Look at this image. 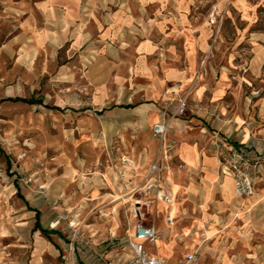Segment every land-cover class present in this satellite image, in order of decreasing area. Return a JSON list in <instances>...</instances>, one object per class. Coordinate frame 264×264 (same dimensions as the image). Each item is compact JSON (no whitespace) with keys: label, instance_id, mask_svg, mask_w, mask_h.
<instances>
[{"label":"rangeland","instance_id":"1","mask_svg":"<svg viewBox=\"0 0 264 264\" xmlns=\"http://www.w3.org/2000/svg\"><path fill=\"white\" fill-rule=\"evenodd\" d=\"M262 129L264 0H0V264L121 263L142 226L171 260L264 264ZM239 131L247 199L217 155Z\"/></svg>","mask_w":264,"mask_h":264},{"label":"built area","instance_id":"2","mask_svg":"<svg viewBox=\"0 0 264 264\" xmlns=\"http://www.w3.org/2000/svg\"><path fill=\"white\" fill-rule=\"evenodd\" d=\"M183 105L182 102L178 109L180 112L184 110ZM168 126L166 120L158 121L153 127V134L158 138H164ZM220 144L217 155L222 170L232 181L234 196L237 199L252 197L255 194L259 177L261 155L248 145L235 144L228 139H220ZM165 199L169 198L165 196ZM167 221L171 222L172 219L167 218ZM159 237L160 231L155 227H138L129 244V257L121 263L110 262L108 264H204L194 251H187L177 260L150 252L148 247L156 243Z\"/></svg>","mask_w":264,"mask_h":264},{"label":"trees","instance_id":"3","mask_svg":"<svg viewBox=\"0 0 264 264\" xmlns=\"http://www.w3.org/2000/svg\"><path fill=\"white\" fill-rule=\"evenodd\" d=\"M5 100H10V101H14V102H24V103H27L29 105H43L47 108H52V109H59V107H56V106H50L48 105L47 103H44V100L42 98H35V97H22V96H15V97H8V98H3L1 99V101H5ZM127 106H130V105H126ZM208 129H211L209 126H208ZM235 143V142H234ZM236 144V143H235ZM0 151L2 153H4V151L1 149L0 147ZM8 162V161H7ZM10 167L8 166V169ZM17 194L18 196L22 197L23 196L21 195L20 193V189L19 187L17 188ZM26 205L28 206V208L30 210H34L35 211V228L40 230L42 232L43 235H46V236H49L51 234H56V235H61V233L55 229H47V228H44L43 225L41 224V220H40V212L38 209H34L32 208L29 203H26Z\"/></svg>","mask_w":264,"mask_h":264},{"label":"crops","instance_id":"4","mask_svg":"<svg viewBox=\"0 0 264 264\" xmlns=\"http://www.w3.org/2000/svg\"><path fill=\"white\" fill-rule=\"evenodd\" d=\"M231 134H232L233 137H229V138H231L230 140H232V138H234V140H236V141L239 140L237 142L234 141L236 144L244 142V141H241V138L243 136V132L242 131L234 132V133H231ZM226 136H228V135H226ZM254 136H256L255 139H257V137H259V136H264V129L260 130L258 133L256 132V134H254ZM224 139H228V138L224 137ZM255 139H253L252 141L254 142Z\"/></svg>","mask_w":264,"mask_h":264},{"label":"bare ground","instance_id":"5","mask_svg":"<svg viewBox=\"0 0 264 264\" xmlns=\"http://www.w3.org/2000/svg\"><path fill=\"white\" fill-rule=\"evenodd\" d=\"M260 63V54H258V56L255 58V60L253 61V65L259 64ZM162 242H157V244H151L150 245V249L153 251H158L159 253L161 252L162 255L167 256L166 251L162 248Z\"/></svg>","mask_w":264,"mask_h":264}]
</instances>
